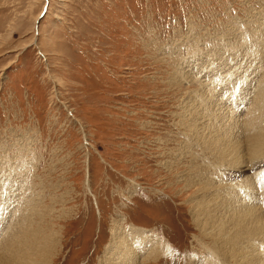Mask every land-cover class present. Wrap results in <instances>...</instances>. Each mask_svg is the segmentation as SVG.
Here are the masks:
<instances>
[{
  "label": "rangeland",
  "instance_id": "rangeland-1",
  "mask_svg": "<svg viewBox=\"0 0 264 264\" xmlns=\"http://www.w3.org/2000/svg\"><path fill=\"white\" fill-rule=\"evenodd\" d=\"M263 33L264 0H0V189L9 199L2 226L13 208L22 217L51 208L60 232L52 264H100L121 214L170 247L148 264H233L203 257L202 243L212 240L195 227L188 202L199 186L184 190L175 176L192 169L206 190L237 177L190 141L177 113L204 82L214 97L236 80L224 111L233 106L237 120L255 110ZM250 46L263 58H248ZM251 126L234 128L241 149ZM177 149L185 150L181 164L166 168ZM255 179L264 183L262 172Z\"/></svg>",
  "mask_w": 264,
  "mask_h": 264
},
{
  "label": "bare ground",
  "instance_id": "bare-ground-1",
  "mask_svg": "<svg viewBox=\"0 0 264 264\" xmlns=\"http://www.w3.org/2000/svg\"><path fill=\"white\" fill-rule=\"evenodd\" d=\"M246 51L249 54H246L248 58L249 56H253V60L263 56L261 52L255 50L252 46L247 47ZM246 51L243 52L240 48L237 49L239 55L245 54ZM229 57L231 56L229 55ZM189 65L192 66V62L190 63L189 61ZM228 77L226 78L228 79ZM182 78L186 79L183 76ZM243 78L245 80L246 76ZM227 79L226 81H228ZM177 81L180 80L177 79ZM192 81L194 80L192 79ZM204 83L201 85L199 84L201 87L196 91L188 93V97L184 101L185 103L181 104L180 108L182 111L181 113H177V116L179 115L180 118L178 122L180 123L179 126H181L183 130H187L188 133H185L189 136L190 141L195 138L198 143L203 144L205 148L210 149L218 158L225 162V164L229 166V172H232L231 174L237 177V179L227 178V181L224 179V182H226H223L224 186H220L218 183L215 184L216 182L212 184L207 183V190H209L210 193H201L207 190L201 186V182L196 184L192 181V169H188L185 173H180L179 175L176 174L175 179L183 180L185 184L184 190H191L193 186H199L198 193L200 194L192 195V193L196 191H191L188 202L190 203V214L195 227L202 234L203 238L205 237L212 240V244L209 246L202 243V247L206 252L203 257H209L207 261L208 259L209 261L211 259L213 260L216 255V257H222L228 262L232 261L233 264H264V183H259L257 179L253 180V177L256 178L257 174L260 172H262L264 178V122L259 120L261 116L264 117V83L258 84L257 88H255L256 97L253 96L255 98L254 100L252 99V103L255 106L253 109L255 110H245L248 115L246 114L244 119H240L238 116L237 120L236 116L233 117L232 115L234 112L233 106L230 107V109L227 108L226 112L222 106L227 102L226 99L229 93L231 95H229L230 100L233 96L238 94V85L240 81L236 80V83L231 85L230 90L228 89L229 91L223 90L220 94L214 89V97L211 92V87L214 85L207 82L205 85ZM192 93H196L194 95L195 98L192 97ZM224 95V100L217 98L219 96L223 97ZM238 98L236 97V99ZM233 102L235 103H232L235 105L234 107L238 104H240V107H244L243 100L238 103L234 100ZM221 103L223 104L221 105ZM216 105H218V107H216ZM243 123L253 126L252 131H249L247 135L245 133V138L247 139L244 141L241 140L243 144L248 141V143L245 144L247 145L246 150L241 149L243 147L239 140L241 137L238 138V133L234 134V128L243 132L241 128ZM193 135L194 137H192ZM183 149L185 148L183 147ZM183 149H177L178 153H174L175 155L172 159L166 160L161 164L168 169H173V166L175 167L178 165L184 158L185 150ZM220 159L218 161H220ZM206 160L207 159H205V161ZM211 163L213 164V162ZM219 164H221V162H219ZM205 165L207 166V164ZM261 166L263 167L258 169V172L255 173L257 170L256 168ZM194 172L196 173V171ZM210 176L209 174V177ZM2 186L4 185H0V187ZM9 187L10 186H7L6 189ZM1 191L3 192L2 188L0 189V264H52V262H54L55 250L58 245L60 232L54 230L52 226L53 220L52 217H49L51 208L49 211L47 210L48 213L46 211V215L42 213V216L39 212L42 210L40 209L38 211L34 207L35 209H29V213L25 212L27 214L23 217L20 214H16V210L13 208L10 210L14 213L11 221L7 226H2L5 213L3 202L6 203L9 199L8 195L6 196V192L4 195L1 194ZM225 191H227V193H225ZM10 194H12V192ZM26 200L27 198L25 199V203L27 202ZM29 206H31L30 203ZM52 209L54 210V208ZM33 215L34 217H39L36 222H34ZM55 217L59 218L60 215H56ZM132 226H134L135 229ZM109 230L110 238L108 244L104 247L100 264H148L170 251V247L163 244L154 233L150 232V230L135 226L133 223L125 224V217L121 214L117 215V218H113L112 226ZM52 238L54 239L53 248L51 251H48ZM134 246L136 247L135 251L133 250ZM211 246H214V248H211ZM215 250H218L220 255H218ZM262 252L263 254H261ZM223 261L224 260H222L221 264ZM196 264L207 263L201 260Z\"/></svg>",
  "mask_w": 264,
  "mask_h": 264
}]
</instances>
